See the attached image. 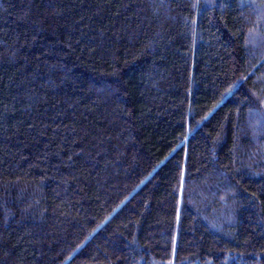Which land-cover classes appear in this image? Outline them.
Masks as SVG:
<instances>
[{
  "label": "trees",
  "instance_id": "16d2710c",
  "mask_svg": "<svg viewBox=\"0 0 264 264\" xmlns=\"http://www.w3.org/2000/svg\"><path fill=\"white\" fill-rule=\"evenodd\" d=\"M0 264H264V0H0Z\"/></svg>",
  "mask_w": 264,
  "mask_h": 264
},
{
  "label": "rangeland",
  "instance_id": "374dc122",
  "mask_svg": "<svg viewBox=\"0 0 264 264\" xmlns=\"http://www.w3.org/2000/svg\"><path fill=\"white\" fill-rule=\"evenodd\" d=\"M259 38H260V37H257V36H255V37L251 36V37H250V44H251L252 46H256V47H257V45H258L259 42H260ZM252 119H254L256 122L259 121L260 123H262V120L260 119L259 114H257V113H256V114H253ZM261 128H262V124H261V125L258 124V131H259V129H261Z\"/></svg>",
  "mask_w": 264,
  "mask_h": 264
}]
</instances>
